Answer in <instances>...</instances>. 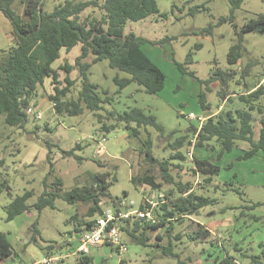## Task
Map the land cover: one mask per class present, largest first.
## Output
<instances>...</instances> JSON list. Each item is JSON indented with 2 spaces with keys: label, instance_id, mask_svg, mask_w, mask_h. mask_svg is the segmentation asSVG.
<instances>
[{
  "label": "rangeland",
  "instance_id": "374dc122",
  "mask_svg": "<svg viewBox=\"0 0 264 264\" xmlns=\"http://www.w3.org/2000/svg\"><path fill=\"white\" fill-rule=\"evenodd\" d=\"M66 1L45 0L44 8L50 11ZM158 4L159 13L140 20H128L124 33L133 31L146 39L142 49L165 72V87L158 94L147 93L135 82L120 87L115 78L128 74L111 67L107 59L93 64L88 76L92 83L99 86L97 91L103 97L106 96L103 89L111 96V103H105V110H100V113L106 116L108 110L123 112L130 107L142 108L158 118L165 129L163 135L154 127L148 126L146 130L141 128L140 136H135L124 123H120L106 135L99 132L98 139H102L103 135L107 136L102 142L106 153L101 160L96 152L99 143L94 140L96 130L101 125L98 116L88 109L80 115L56 113L53 102L49 99V94L54 91L50 79L46 80L44 90H39L38 107H34L42 112V117L38 119L31 116L26 129L7 124L5 115L0 114V180L6 179L9 185V189L3 188L0 193V230L7 234L13 249V256L0 259V264L78 262L80 254L72 252L79 246L81 236L90 230L87 228L90 219L86 215L87 204L69 203L63 198H57L55 207H46L40 213L31 209L12 220L6 219L7 206L17 195L32 190L33 195L28 203L33 204L43 192V180L50 168L47 141L56 143L52 147V161L57 174L65 181V189H71L78 178L80 181L88 176L87 173L98 171V163L94 159H100L105 165H118L116 179L109 184V193L113 197L133 200L138 206L154 189L148 184L134 182L132 176H142L149 172L156 181L163 184L162 191L169 188L163 181L159 164L150 166L141 150L142 141L148 137V133L153 138L154 155L159 159L168 158L174 150L167 143L184 134L191 122L199 123L198 119H189L190 112L204 117L214 113L218 107L221 109V104L224 109L240 105L235 95L232 96L233 102L222 103L218 96L221 86L217 81L210 87L201 82L211 75L213 69L219 67L236 71L230 92H247L253 83L264 78V33L244 32L243 56L237 64H230L228 61L230 47L238 38L236 30L240 32L251 18L264 14V0H244L235 10L233 22L228 20L223 23L219 22L220 18H229L231 14L230 0H158ZM12 8L24 14L25 0H15ZM88 13L100 17L102 11L88 8L84 15ZM210 25L212 31L204 33V28ZM198 43L202 44L201 48L195 47ZM15 45L13 25L0 9V48L9 49ZM189 51L193 52V63L189 64V69L195 72L198 79L189 73H182L177 66L178 62L185 61ZM80 52L79 44L69 52L63 49L61 57L54 62L61 86L66 85L64 78L67 75L61 67L65 63L74 65ZM92 58L89 56L88 61L91 62ZM248 64L250 75L242 79L241 74ZM78 75L77 69L69 73L71 79H76L69 93L74 98L81 86ZM245 82L248 84H244ZM201 93L206 95L207 102L211 104L210 110L202 108L199 102ZM258 104L264 108V97ZM261 116L259 111H254L255 138L260 136ZM46 123L50 124L51 130L44 128ZM170 132L174 133L171 138L168 137ZM78 142H81L83 148L75 153L82 157V161L75 156L62 154L63 149H70ZM210 144L213 147L195 146L193 156L215 158L220 146L215 141ZM249 147L248 142L238 141L236 147L226 152L218 161L221 170L214 182L219 187H212L206 192L202 184V192L209 193L217 202L202 208L199 214H192L191 218H185L183 222L175 221L169 235L165 228L146 230L148 239L145 244L138 243L122 231L120 237L127 246L123 262H120V255L115 248L109 244H101L91 247L92 261L86 264H176L178 258L184 264H216V260L225 256L235 257L238 261L236 264H249L252 258L243 255L260 254V244L264 243V157L255 155L249 159L236 160ZM190 150L191 146L182 148L186 159L182 162L173 160L174 163H181L182 168L172 165L171 171L177 179L200 182L203 177L194 174ZM231 163L233 165L230 167ZM227 183L231 185H226ZM254 203L260 204L252 207ZM75 214L78 219L72 218ZM37 218L41 236L35 241L32 240L31 230ZM194 219L214 232L209 241L195 243L190 237L197 227ZM80 223L81 230L78 229ZM178 232L182 233L180 240L175 237ZM158 234L163 238H158ZM169 237L179 257L162 254V248L169 243ZM157 242L162 247L156 246Z\"/></svg>",
  "mask_w": 264,
  "mask_h": 264
},
{
  "label": "trees",
  "instance_id": "16d2710c",
  "mask_svg": "<svg viewBox=\"0 0 264 264\" xmlns=\"http://www.w3.org/2000/svg\"><path fill=\"white\" fill-rule=\"evenodd\" d=\"M230 17H221L219 22H233L234 12L241 6L244 0H230ZM15 0H0V9L10 19L13 25L16 45L9 49L0 48V114L5 115V122L9 125L26 129L31 116L27 114L28 107H38L39 90H44L46 80L50 79L53 85V93L49 94V99L53 102L54 110L59 115H80L88 109L98 116L100 129L96 130L97 135L103 132L105 135L124 123L131 134L141 135V128L147 129L148 126L154 127L163 135L165 129L158 121V118L151 112L139 107H130L123 112L115 109L106 111L104 116L100 110H105V103H111V96L108 91L103 89L106 96H102L97 89L99 86L90 81L88 71L91 66L99 61L107 59L113 68L127 73L128 77L115 78L120 87H125L132 82L142 86L149 94H158L166 84L165 72L143 51L142 45L146 39L135 32L124 33V27L128 20H140L160 12L158 0H67L65 3L57 5L48 11L45 7V0H25L24 14L12 8ZM88 8H98L102 11L101 16L92 15L84 12ZM236 27V25H235ZM212 25L204 28V33H210ZM237 41L231 45L228 61L230 64H237L243 56L244 36L247 31L264 33V14H258L244 24L241 31L236 30ZM80 44L81 52L75 58L74 65L65 63L67 75L64 78L65 86H61L59 72L53 66L54 62L61 57L62 50L71 51ZM196 48H201L198 43ZM92 56L91 62L88 61ZM193 63V52L189 51L184 62H178L177 66L182 73H189L195 78L193 70L189 69V64ZM77 69L81 86L77 97H71V86L76 79H71L69 73ZM250 64L242 72L241 78L250 75ZM234 69L224 70L222 68L213 69L211 75L201 80L207 87L217 81L221 90L218 96L223 102H233L232 96H237L238 103L242 106L233 108L218 109L207 116L199 127V123H190L184 134L180 135L167 145L174 150L168 158L159 159L153 152V138L151 133L142 141V152L145 160L150 164H159L163 181L169 185L165 193L167 201L155 208V222L140 224L137 221L127 223L122 227L129 236L138 243L145 244L146 230L165 228L169 235L174 227L175 221L183 222L185 218H191L192 214H199L204 207L214 204L217 200L207 191L219 187L215 183V176L219 175L221 167L218 163L226 152L232 151L238 141H246L250 147L243 150V153L236 157V160H245L255 156L259 151L264 153V108L259 105L260 99L264 97V81L253 83L249 90L244 93L230 92L231 83L236 78ZM240 82V81H238ZM244 84H248L245 82ZM199 102L204 110H210L211 104L207 102L206 95H199ZM261 113V131L256 139L254 136L253 119L254 111ZM50 124L46 123L44 128L51 130ZM101 133V134H103ZM173 132L168 137L171 138ZM171 140V139H168ZM194 140V141H193ZM215 141L220 146V151L215 158H201L193 156V171L195 175L203 177L202 181L196 184L191 179H177L171 171V166L182 168L181 163H174L173 160L186 159L182 148L185 146L213 147L210 144ZM56 143L47 141L49 148L48 160L50 168L43 183L44 190L33 204L28 203V199L33 195L32 190H27L21 195H17L7 206V220H12L19 214L31 209L40 213L46 207H55V200L63 198L69 203L82 202L88 205L86 215L90 218L87 228L90 229L97 216L102 213L98 202L101 198H114L109 193L111 180L116 179L118 165L103 164L102 157L94 159L101 170L87 173L69 190L65 189V181L58 175L52 161V147ZM81 142L76 143L70 149H63L62 154L75 156L82 161V157L76 155V150H81ZM233 163L230 164V167ZM82 176V175H79ZM136 182L150 185L154 190H161L163 184L156 181L155 177L149 172L142 176H132ZM194 183V184H193ZM202 184L206 192H202ZM226 185H231L227 183ZM3 188L9 189L6 179L0 180V193ZM162 191V190H161ZM119 198V197H117ZM254 203L252 207L259 205ZM142 206V203H140ZM78 219V215L72 216ZM195 220V219H194ZM196 229L190 235L195 243L209 241L213 235L212 231L195 220ZM79 226L81 230L82 224ZM89 226V227H88ZM32 240L38 241L41 236L39 228V218L32 225ZM182 233H177L175 237L181 239ZM158 238H163L158 234ZM213 240H211L212 242ZM156 246L162 247L160 242ZM261 253L257 255L244 254V257L252 258V263L264 264V243L260 244ZM117 250L116 247H113ZM118 251V250H117ZM162 254L166 256L179 257L174 250L173 242L169 237V243L163 246ZM13 256V249L7 234L0 230V259ZM235 258L225 256L216 260V264H236ZM92 261L90 255H80L76 264H86ZM123 262V259H121ZM176 264H184L178 258Z\"/></svg>",
  "mask_w": 264,
  "mask_h": 264
},
{
  "label": "built area",
  "instance_id": "2783aa9c",
  "mask_svg": "<svg viewBox=\"0 0 264 264\" xmlns=\"http://www.w3.org/2000/svg\"><path fill=\"white\" fill-rule=\"evenodd\" d=\"M27 114L34 116L36 118L42 117V112L40 110L34 109V107H28ZM188 117L190 119H198L203 121V117L197 116L194 112H190ZM201 124L199 125V127ZM107 138L103 135L102 139H95L98 143L97 155H101L105 152L103 141ZM194 141V140H193ZM199 181H196V184ZM167 201L165 193L161 190L152 191L150 196H146L142 206L133 200H128L126 198H101L98 205L102 209V213L97 216L96 220L93 222L90 230L84 233L80 238V244L73 254L79 253L80 255H90V249L93 246H98L101 244H109L112 247H116L118 254L120 255V262L123 259V253L126 251L127 246L121 240L122 227L127 223H132L134 221L143 224L146 222H155L156 216L154 210L161 203ZM57 258V256H56ZM13 264V263H11Z\"/></svg>",
  "mask_w": 264,
  "mask_h": 264
},
{
  "label": "crops",
  "instance_id": "0c3cea01",
  "mask_svg": "<svg viewBox=\"0 0 264 264\" xmlns=\"http://www.w3.org/2000/svg\"><path fill=\"white\" fill-rule=\"evenodd\" d=\"M79 46H80V44H79ZM103 61V60H102ZM100 62V61H99ZM96 63H98V62H96ZM95 64V63H94ZM93 66V65H92ZM91 66V67H92ZM129 75H127V76H125V77H128ZM261 81H264V78L261 80ZM132 83H134V82H132ZM131 84V83H130ZM225 103V102H224ZM223 106V104L221 105V107ZM220 107V108H221ZM213 114V113H212ZM209 116V115H208ZM201 117H203V116H201ZM205 118H207V116H204L203 117V120L205 119ZM190 119V118H189ZM201 124V121H199V125ZM129 131H130V129H129ZM131 132V131H130ZM97 134V133H96ZM99 135L100 134H98V135H95L94 137V140L95 139H98V137H99ZM107 137V136H106ZM257 139V138H256ZM96 141V140H95ZM106 149V148H105ZM194 149H195V146L194 145H192L191 146V150L189 151V152H191V156L193 157V153L192 152H194ZM105 153H106V150H105V152L103 153V154H101V155H99V156H103V157H105ZM256 155H261V156H263L264 157V153L262 152V151H259ZM198 156V155H197ZM102 157V158H103ZM108 160L110 159L109 157L107 158ZM99 167V169L98 170H101V167L100 166H98ZM198 221V220H197ZM211 230V229H210ZM212 231V230H211ZM214 233V232H213ZM73 253V252H72ZM233 257V256H232ZM235 258V257H234ZM14 260V259H13ZM235 263H238V261H237V259L235 258Z\"/></svg>",
  "mask_w": 264,
  "mask_h": 264
}]
</instances>
